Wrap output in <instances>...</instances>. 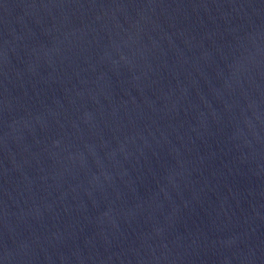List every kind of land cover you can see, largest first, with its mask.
<instances>
[{
	"label": "water",
	"instance_id": "obj_1",
	"mask_svg": "<svg viewBox=\"0 0 264 264\" xmlns=\"http://www.w3.org/2000/svg\"><path fill=\"white\" fill-rule=\"evenodd\" d=\"M0 264H264V0H0Z\"/></svg>",
	"mask_w": 264,
	"mask_h": 264
}]
</instances>
